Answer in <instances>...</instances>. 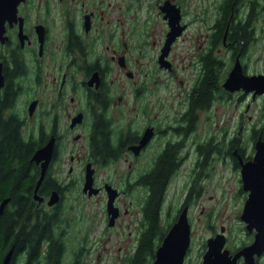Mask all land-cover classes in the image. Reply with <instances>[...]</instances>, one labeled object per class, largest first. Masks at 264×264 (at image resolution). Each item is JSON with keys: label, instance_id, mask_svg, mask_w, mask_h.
Listing matches in <instances>:
<instances>
[{"label": "flooded vegetation", "instance_id": "obj_1", "mask_svg": "<svg viewBox=\"0 0 264 264\" xmlns=\"http://www.w3.org/2000/svg\"><path fill=\"white\" fill-rule=\"evenodd\" d=\"M246 21L251 36L245 43L232 36V26ZM218 25L223 29L217 39ZM263 39L264 0H19L12 10L9 0H0V118L11 122L28 149L27 174L33 177L29 191L20 193L30 201L22 223L49 222L51 235L60 240L59 264H91L89 232L100 221L113 227L129 205L139 210L136 245L150 193L147 175L166 150L174 164L163 189L160 224L162 212H169V184L190 155L195 174L202 146L223 161L229 156L239 170V157H252L241 141L228 152L227 134L218 137L209 118L212 104L231 93L222 83L236 59L245 74L264 73L248 72L252 48ZM208 57L220 60L219 93L191 109L190 95ZM235 91L264 99V92ZM251 133L253 146L259 135L264 139L263 126ZM6 144L2 129L4 154ZM47 145L42 174L45 158L33 156ZM20 162V155L12 157V167ZM90 170L92 186L84 190ZM73 188L80 192L71 194ZM109 188L117 207L111 225ZM186 199L174 208L164 235ZM10 202L0 218L14 211ZM74 232L78 240L71 242ZM49 241L40 240L31 258L25 245L16 249L10 243L0 264L9 251L7 264H48ZM238 248H228L229 254ZM237 264H244L243 256Z\"/></svg>", "mask_w": 264, "mask_h": 264}, {"label": "rangeland", "instance_id": "obj_2", "mask_svg": "<svg viewBox=\"0 0 264 264\" xmlns=\"http://www.w3.org/2000/svg\"><path fill=\"white\" fill-rule=\"evenodd\" d=\"M252 52L248 72H264V39L260 45L255 44ZM187 73L188 67L179 76L186 78ZM244 93L232 91L226 98L217 99L211 106L209 120L218 137L223 133L227 134L228 141L237 137L244 153L249 156L254 149L252 129L261 126L264 128V99L259 95L252 97L251 94ZM218 145L224 144L218 142ZM192 156L185 160L168 186L166 198L170 205L169 212H162L160 224L165 226L171 223L174 208L187 198L190 245L183 264H201L207 237L213 236L221 226H224L225 246L229 249L235 250L251 242L254 236V232L247 231L244 221L239 217L247 195V191L241 188L239 167L231 165L229 156L223 161L221 154L215 152L193 175V171L189 170ZM79 192V188H73L70 193L75 195ZM125 200L127 201L126 198ZM128 207L129 211L123 212L113 227L105 228L103 221L93 226L88 234L89 263L122 264L124 258L133 251L134 230L137 225L134 222L139 216V210L131 205ZM98 218L99 215L96 219ZM257 260L258 264H264V252L257 256Z\"/></svg>", "mask_w": 264, "mask_h": 264}, {"label": "trees", "instance_id": "obj_3", "mask_svg": "<svg viewBox=\"0 0 264 264\" xmlns=\"http://www.w3.org/2000/svg\"><path fill=\"white\" fill-rule=\"evenodd\" d=\"M248 27V21L237 23L232 26V36L237 37L238 39H243L246 43L251 36ZM222 29L223 26L218 25L217 39L221 36ZM237 41V45L239 46V40ZM204 65L205 71L190 95L191 109H193L194 106H206L213 97V94L216 91L219 93L220 60L216 59L214 61L208 57L205 60ZM2 129H4L7 140V144L5 145L7 152L6 154L0 152V196H11L7 197L11 199L10 208L14 211L9 215L6 214L0 218V254L4 251L7 245L13 243L16 246V249L25 245L31 258V255L34 252H37L40 240L46 237L50 239L48 264H59L60 244L58 242L60 240L51 235L49 222H38L33 227H29L30 224L22 223V219L28 217L30 201L20 193L22 191V193L29 191L33 181V177L28 176L27 174L26 154L28 153V149L25 146H21L11 122L6 123L0 118V131ZM253 133L255 134L256 131ZM238 144L239 140H237V137L234 136L229 139L228 152L232 147H236ZM201 151L203 152V155L200 165L203 167L210 155V148L208 146L205 148L202 146ZM17 154L20 155L21 158L20 165L12 167V157ZM172 155L171 150L163 152L159 156V160L153 170L147 175L150 193L144 203V225L133 251L130 255L124 258L122 264H152L156 246L168 227L166 225H160V205L163 199L165 183L174 164ZM190 192H188L189 197ZM70 237L71 242L78 240L77 233L75 232L72 233V236L70 235ZM73 264H78V262L74 261Z\"/></svg>", "mask_w": 264, "mask_h": 264}, {"label": "water", "instance_id": "obj_4", "mask_svg": "<svg viewBox=\"0 0 264 264\" xmlns=\"http://www.w3.org/2000/svg\"><path fill=\"white\" fill-rule=\"evenodd\" d=\"M18 1L9 0L11 10L15 9ZM222 84L229 92L244 89L245 91H253L254 94L262 93L264 92V73L245 74L242 72L239 60L236 59ZM253 147L254 153L250 159L244 161L239 157L241 188L247 191L239 217L244 221L247 231L254 230V237L251 242L242 245L233 254H229V249L225 246L224 226H221L220 230L213 236L207 237L201 264H237L239 256H243L244 264H257L255 256L264 252V139L261 135L257 137ZM50 151L51 146L47 145L33 156L35 158L39 153L45 158L42 174ZM87 174L84 190L92 186L91 170ZM114 196V189L109 188L110 225L113 224L117 215V207L113 205ZM8 199L6 197L0 202V212ZM49 202L51 203V200ZM189 245L190 223L187 216V206H184L155 249L152 264H183ZM10 254L9 251L1 264L8 263Z\"/></svg>", "mask_w": 264, "mask_h": 264}]
</instances>
